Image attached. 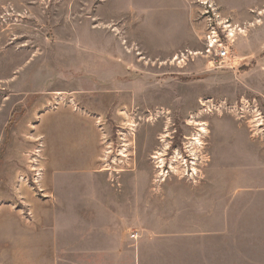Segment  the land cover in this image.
Returning a JSON list of instances; mask_svg holds the SVG:
<instances>
[{"label": "rangeland", "instance_id": "1", "mask_svg": "<svg viewBox=\"0 0 264 264\" xmlns=\"http://www.w3.org/2000/svg\"><path fill=\"white\" fill-rule=\"evenodd\" d=\"M205 3L232 24L226 67L189 54ZM69 103L96 114V172L62 143L80 137ZM88 192L139 238L264 231V0H0V245L95 210L69 201Z\"/></svg>", "mask_w": 264, "mask_h": 264}, {"label": "crops", "instance_id": "2", "mask_svg": "<svg viewBox=\"0 0 264 264\" xmlns=\"http://www.w3.org/2000/svg\"><path fill=\"white\" fill-rule=\"evenodd\" d=\"M60 107L65 112L71 110L78 114V126L74 127V131L79 132L78 143L74 145L72 138L62 142L69 149L74 146L78 149L74 170L98 171L101 141L96 114L77 109L70 103ZM88 182L80 180L68 188H87L93 184ZM99 185L104 186L101 181ZM107 197L106 193L89 192L70 199L66 197V200L76 199L80 203L94 202L96 209L86 213L74 210L57 212L52 220H48L51 223L47 227L42 226L40 219L33 221L32 230L27 234L24 230H5L1 236L6 240V246L0 245V264H31L25 258L27 248L28 253L32 252L33 264H264V231L233 234L226 232L229 231L226 225L225 232L218 235L139 238V230L127 224L126 219L121 220L118 211L106 207ZM254 219L257 224L264 222V217L255 216ZM240 221L249 222L248 218ZM189 243L196 246L164 249L173 244Z\"/></svg>", "mask_w": 264, "mask_h": 264}, {"label": "built area", "instance_id": "3", "mask_svg": "<svg viewBox=\"0 0 264 264\" xmlns=\"http://www.w3.org/2000/svg\"><path fill=\"white\" fill-rule=\"evenodd\" d=\"M207 6H206V5ZM205 12L209 25L204 35L203 48L200 51L192 52L195 57L207 58L213 67H226L233 61L231 44L233 42L232 24L229 19L223 18L218 7L205 3Z\"/></svg>", "mask_w": 264, "mask_h": 264}, {"label": "bare ground", "instance_id": "4", "mask_svg": "<svg viewBox=\"0 0 264 264\" xmlns=\"http://www.w3.org/2000/svg\"><path fill=\"white\" fill-rule=\"evenodd\" d=\"M203 129L205 130L204 127H203ZM203 129H202V130H203ZM202 130H201V131H202ZM197 139H198V137H197ZM198 142H199V141H198ZM161 154H162V153H161ZM159 155H160V154H159ZM156 157H158V160H157V161H159L160 164H163V162H164L163 158H161L160 156H156ZM159 166H161V165H159Z\"/></svg>", "mask_w": 264, "mask_h": 264}]
</instances>
